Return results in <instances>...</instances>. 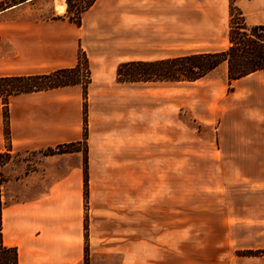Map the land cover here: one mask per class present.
Instances as JSON below:
<instances>
[{
    "label": "crops",
    "instance_id": "1",
    "mask_svg": "<svg viewBox=\"0 0 264 264\" xmlns=\"http://www.w3.org/2000/svg\"><path fill=\"white\" fill-rule=\"evenodd\" d=\"M40 1L0 9V77L73 68L85 53L88 135L82 85L10 96V143L0 98V154L38 153L28 169L6 164L0 183L1 242L18 264H84L86 247L89 264H264L238 254L264 251V70L230 82L224 62L195 82L117 81L124 63L227 50L230 0H96L81 25L31 19ZM236 5L264 26V0ZM184 85L205 92L203 125L218 123L221 143L192 158L241 173L254 157L260 179L233 192L232 181L184 183ZM189 106L198 115V100Z\"/></svg>",
    "mask_w": 264,
    "mask_h": 264
},
{
    "label": "trees",
    "instance_id": "2",
    "mask_svg": "<svg viewBox=\"0 0 264 264\" xmlns=\"http://www.w3.org/2000/svg\"><path fill=\"white\" fill-rule=\"evenodd\" d=\"M28 0H3L0 8L11 7ZM96 0H66L67 11L64 16H53L51 19H67L76 25H81L82 14ZM230 46L225 51L190 54L174 59L151 62H128L121 64L117 70V81L133 82H195L206 77L223 62L228 64L230 81L240 79L259 70H264V26H249L245 16L237 7L235 0H230ZM235 17L237 23L234 22ZM91 81L88 60L85 53H80L78 64L73 68L59 69L48 74L21 75L0 77V98L4 103L5 137L10 143L8 99L12 95L46 91L71 85H82L84 99V139L88 135L87 89ZM80 150L73 144L59 145L48 149L45 155L62 154ZM85 190L88 188L87 148L84 147ZM9 155V153L0 154ZM1 230V209H0ZM241 255H264V251L242 252ZM0 264H18L17 251L2 245L0 232ZM84 264H89L88 247Z\"/></svg>",
    "mask_w": 264,
    "mask_h": 264
},
{
    "label": "rangeland",
    "instance_id": "3",
    "mask_svg": "<svg viewBox=\"0 0 264 264\" xmlns=\"http://www.w3.org/2000/svg\"><path fill=\"white\" fill-rule=\"evenodd\" d=\"M64 2H66V0H42L36 4H29L27 10L30 13L31 19H48L53 16H56L55 13H62L64 11V9L62 8ZM72 3L75 4V0H72ZM234 22H238L236 17L234 19ZM210 77H212V74L209 75V78ZM189 88L190 87H188V85H184V183L190 184L192 182H207L210 180L232 181L231 191L233 192L239 190L238 183L237 185H234L236 184L235 182H238V180H254L257 178L260 179V174L256 173L254 170L253 165L256 161V158L254 157L248 158L247 170L241 173L219 171L215 172V170L218 168L214 167L212 164L210 168L214 171L207 172V166H210V164L207 163L206 159H203V161H197L196 157L195 159L192 158V154L194 152L205 153L208 149H210V151L219 152L218 150L221 149V143L217 138L216 129L218 128V123L211 124L210 128H208V126L206 125H203V119H206L207 117V110L205 107L207 96L205 92H199L195 96H193V92ZM192 98L198 100L199 102V108L197 109L198 115H196L195 117L192 115L189 106V103L191 102ZM214 117L215 116L213 114H210V119H214ZM37 157V152L30 151L13 152L9 155H2L0 157V183H2V181L6 178L7 175V169H4V166L6 164H9L12 167V172L14 170L18 171L23 167L28 169L27 167L30 166V162L36 159ZM231 204L237 206L238 199L231 197ZM210 244H212L211 237ZM238 254L241 255L242 252H238Z\"/></svg>",
    "mask_w": 264,
    "mask_h": 264
}]
</instances>
